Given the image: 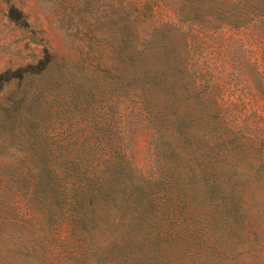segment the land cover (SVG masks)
Returning <instances> with one entry per match:
<instances>
[{"label": "rangeland", "instance_id": "obj_1", "mask_svg": "<svg viewBox=\"0 0 264 264\" xmlns=\"http://www.w3.org/2000/svg\"><path fill=\"white\" fill-rule=\"evenodd\" d=\"M178 1L0 0L5 93L14 86V69L36 63L44 50L54 66L66 71L81 60L85 43L79 41L86 40L88 30L86 17L76 13L89 2L101 22L95 34L105 38L104 66L111 65L110 57L129 36L119 27L121 20H129L128 31L137 37L139 50L145 39L156 40L138 69L167 71L175 61L173 69L181 70L167 77L168 91L158 86L154 97L172 105L171 117L194 119L202 152V159L168 170L169 183L185 192V221L177 226L183 238L163 243L159 261H148V248L140 249L134 236L127 235L132 214L116 209L97 213L89 230L105 259L82 261L77 256L84 248L67 224L53 225L43 241L39 230L47 224L46 212H7V204L19 195L4 193V181L11 171L21 177L26 147L0 123V264H264V11L245 25L214 28L179 20L174 6ZM11 3L26 17V26L7 23ZM111 21L116 24L113 34L106 30ZM137 158H148L144 147L139 146ZM117 243L132 252L122 256Z\"/></svg>", "mask_w": 264, "mask_h": 264}, {"label": "trees", "instance_id": "obj_2", "mask_svg": "<svg viewBox=\"0 0 264 264\" xmlns=\"http://www.w3.org/2000/svg\"><path fill=\"white\" fill-rule=\"evenodd\" d=\"M174 6L183 22L219 28L245 25L260 17L264 0H179ZM76 15L86 17L88 32L86 40L79 41L85 43L84 52L75 66L67 71L54 66L44 50L36 63L14 69L15 83L7 93L0 75V98L5 95L0 101V123L26 147L21 177L11 171L3 186L4 193L19 195L15 201L21 206L14 201L7 204V212H46L47 224L39 230L43 241L53 225L67 224L84 248L77 256L82 261L105 259L89 235L97 213L112 209L131 213L127 235L134 236L140 249L147 247L148 261L156 262L163 243L183 238L177 226L185 221L181 212L185 192L169 183L168 170L202 159L194 119L171 117L172 105L154 97L158 86L168 91L167 77L181 69H173L175 61L167 71L138 69L137 63L146 59L145 50L156 40L145 39L139 50L137 37L128 31L129 20L118 22L129 36L110 57L111 65L104 66L101 43L105 38L95 34L101 25L95 11L88 2ZM5 17L15 28L27 25L14 3ZM106 26L113 34L115 22ZM30 41H35L34 33ZM139 146L148 152L145 161H138ZM119 244L122 256L132 252Z\"/></svg>", "mask_w": 264, "mask_h": 264}]
</instances>
